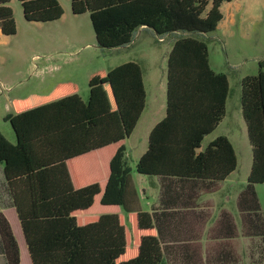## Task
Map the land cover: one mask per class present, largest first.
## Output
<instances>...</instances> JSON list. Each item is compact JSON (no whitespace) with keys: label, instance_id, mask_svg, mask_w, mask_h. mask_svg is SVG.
<instances>
[{"label":"trees","instance_id":"obj_1","mask_svg":"<svg viewBox=\"0 0 264 264\" xmlns=\"http://www.w3.org/2000/svg\"><path fill=\"white\" fill-rule=\"evenodd\" d=\"M9 0H0V31L16 32ZM28 21L49 22L63 14L58 0H18ZM231 0H70L74 14L89 13L101 48L127 45L145 26L155 36L172 39L167 56L166 115L152 128L148 148L135 170L145 175L222 180L237 167L234 148L226 136L197 151L225 113L229 91L226 75L213 71L202 39L221 19V5ZM174 34V35H173ZM83 102L73 83L57 84L45 96L12 100L5 115L15 133L10 142L0 132V163L11 190L33 264H159L161 250L150 215L132 212L131 168L123 140L132 132L145 103L140 66L124 62L88 79ZM241 113L251 145L252 162L239 207L258 209L254 190L264 182V58L258 73L240 81ZM115 145L109 176L102 184L100 203L120 205L96 223L84 212L100 191L97 182L74 188L65 160L106 145ZM251 205V206H250ZM116 222L115 237L92 241L93 226ZM102 234L108 235L107 227ZM0 237L9 264H19V249L9 223L0 212ZM89 239V240H86Z\"/></svg>","mask_w":264,"mask_h":264},{"label":"rangeland","instance_id":"obj_2","mask_svg":"<svg viewBox=\"0 0 264 264\" xmlns=\"http://www.w3.org/2000/svg\"><path fill=\"white\" fill-rule=\"evenodd\" d=\"M58 1L64 16L53 22L28 21L17 0L9 5L16 11V32L5 35L0 43V132L11 142L14 141L12 127L4 117L12 113L13 99L45 96L57 84L71 82L85 102L90 75L108 71L124 62L137 63L144 74L147 110L155 86L160 100L164 94L169 37L160 42L155 35L143 32L134 34L128 46L101 48L97 46L88 14L73 15L70 0ZM223 4L219 26L202 39L208 48L210 68L224 73L229 82L226 116L216 133L230 137L239 135V144L234 140L237 167L231 180L243 183L250 171L252 151L246 134L241 142L245 130L239 115L240 81L245 76L256 75L258 62L264 58V0H231ZM153 75L154 80L150 79ZM146 108L125 144L131 178L137 188L135 164L139 148L134 144L139 138L145 139L142 120ZM207 142L205 137L201 149Z\"/></svg>","mask_w":264,"mask_h":264},{"label":"crops","instance_id":"obj_3","mask_svg":"<svg viewBox=\"0 0 264 264\" xmlns=\"http://www.w3.org/2000/svg\"><path fill=\"white\" fill-rule=\"evenodd\" d=\"M12 1L9 0L7 5L9 6ZM12 12L16 20V11L12 9ZM85 13L89 16L87 11L80 14L73 13V15L77 16ZM63 16L64 12L60 18L53 21H59ZM143 32L149 36L155 35L151 28L145 26L139 27L135 35L137 36V34ZM4 36L0 31V43L4 41ZM168 36L164 35L158 38V41L162 42ZM129 44L124 46H128ZM171 44L172 39L169 38L168 52ZM150 79H156L155 75L151 76ZM142 81L145 90V77L143 72ZM157 90L155 86L154 93L150 97L148 110L146 108L147 92L145 90L143 110L132 132L123 140L125 145L126 141L131 138L135 131L141 115L146 108L145 118L142 120L145 128V139L142 140L139 138L137 139V143L134 144V146L139 148L138 159L148 148L150 131L166 115V79L165 90L161 100L158 98ZM227 97L223 118L219 121L215 129L205 135L203 139L207 137L208 144L217 136H226L231 142L236 154L234 140L239 144V135L230 137L221 132L216 133L219 125L226 116ZM239 113L245 130L241 139L242 142L245 134L247 139L248 135L240 105ZM12 132L14 135L13 142H15L13 129ZM203 149H201L200 145L197 151ZM114 150L115 145L109 144L86 153L69 157L65 160L68 175L74 188H80L93 182H97L100 186V191L94 195L93 203L83 210L84 212H88V214L90 213V215H87V220L78 221L80 225L96 223L100 218L101 212L110 210V212L118 211L119 214L123 215V222L129 228V223L126 219L128 212L124 211L120 205L100 203L101 195L104 193L102 184L109 176L108 163ZM127 154L126 148V159ZM235 170L222 180H200L192 177L169 175H145L135 170L139 188L134 184L130 171L132 186L130 192L132 193V199L134 201L128 203L127 207L132 212L139 211L150 215L161 250V261L159 264H264V182L254 185L259 208L253 210L250 207L247 210L245 207L241 209L238 204V197L246 187L247 178L243 183L233 182L231 176ZM0 212L9 223L11 232L18 245L19 264H33L25 241L22 225L14 205L12 193L5 178L2 163H0ZM102 227L108 228L109 233L107 236L101 233ZM115 229L116 222L114 220H108L104 224L93 226L92 233L86 237H91L92 241H98L102 240L103 237H108L110 241L115 237ZM0 264H9L3 249L1 237Z\"/></svg>","mask_w":264,"mask_h":264}]
</instances>
